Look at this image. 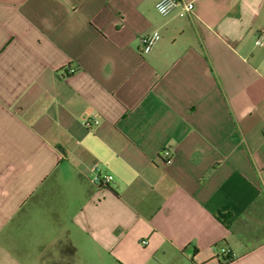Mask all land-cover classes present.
Masks as SVG:
<instances>
[{
    "label": "crops",
    "instance_id": "obj_1",
    "mask_svg": "<svg viewBox=\"0 0 264 264\" xmlns=\"http://www.w3.org/2000/svg\"><path fill=\"white\" fill-rule=\"evenodd\" d=\"M158 1L0 0V264H264V0Z\"/></svg>",
    "mask_w": 264,
    "mask_h": 264
},
{
    "label": "built area",
    "instance_id": "obj_2",
    "mask_svg": "<svg viewBox=\"0 0 264 264\" xmlns=\"http://www.w3.org/2000/svg\"><path fill=\"white\" fill-rule=\"evenodd\" d=\"M156 10L157 12L164 16H170V15H177L178 17H191L195 15V5L192 1L187 0H159L156 3ZM161 34L159 31H154L152 34H149L147 36H144L141 39L142 48L141 52L142 54H148L151 52L155 44L160 41ZM256 44L258 46L264 45V31H261L259 33V36L257 38ZM84 123L87 129H91L94 125H98L99 121L92 118L91 115L84 117ZM162 158L163 162L165 164H171L173 161V156L171 150L165 149L162 152ZM92 178L91 183L96 187H111L113 186L116 181L113 175L105 172L102 170V168L99 165H95L92 168ZM143 245L147 244V241L142 242ZM225 259L227 261H231L234 259L235 255L226 253Z\"/></svg>",
    "mask_w": 264,
    "mask_h": 264
},
{
    "label": "trees",
    "instance_id": "obj_3",
    "mask_svg": "<svg viewBox=\"0 0 264 264\" xmlns=\"http://www.w3.org/2000/svg\"><path fill=\"white\" fill-rule=\"evenodd\" d=\"M218 219H219V220H222L221 217H219V216H218ZM67 246L70 248V252H71V254L73 255V254L75 253L74 248L72 247V245H71L70 243H69Z\"/></svg>",
    "mask_w": 264,
    "mask_h": 264
}]
</instances>
